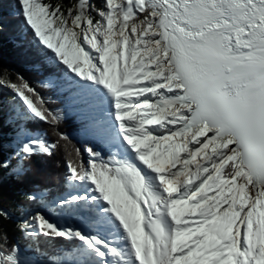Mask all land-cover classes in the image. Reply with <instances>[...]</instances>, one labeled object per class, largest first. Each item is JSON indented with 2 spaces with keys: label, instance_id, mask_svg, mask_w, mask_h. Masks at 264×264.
Listing matches in <instances>:
<instances>
[{
  "label": "snow or ice",
  "instance_id": "obj_1",
  "mask_svg": "<svg viewBox=\"0 0 264 264\" xmlns=\"http://www.w3.org/2000/svg\"><path fill=\"white\" fill-rule=\"evenodd\" d=\"M17 2L92 141L86 161L79 148L66 161L67 194L25 221L28 238L64 240L70 264H264V0ZM18 79L0 83L25 123L57 126ZM58 143L22 141L15 175ZM6 244L0 264H31Z\"/></svg>",
  "mask_w": 264,
  "mask_h": 264
},
{
  "label": "trees",
  "instance_id": "obj_2",
  "mask_svg": "<svg viewBox=\"0 0 264 264\" xmlns=\"http://www.w3.org/2000/svg\"><path fill=\"white\" fill-rule=\"evenodd\" d=\"M97 1L93 3L98 8ZM44 2L72 6L75 0ZM63 67L53 66L47 54L32 39V33L25 28L24 20L19 15L17 0H0V81L19 85L21 81L18 76H22L50 101L48 107L58 110L63 117L55 127L38 120L25 123L24 117H16V109L22 112L20 101L10 88L0 83V161L10 165L0 168V210L8 214L7 218L0 217V243L6 238L7 249L15 245L43 263H56L66 256L71 257L73 249L62 239L50 240L43 236L39 239L28 238L30 229L22 227L25 224L24 216L40 209L43 203L67 194L71 185L66 181V161L77 159V148L86 161L84 147L92 143L85 136L87 117L70 85L63 79ZM52 77L57 81L54 89L39 85L40 81ZM21 127L30 130L31 134H45L50 143H59L51 157L41 154L24 160L25 174L17 176L14 171L18 165L16 135ZM59 133H64L69 139H60ZM30 195L35 199L30 201Z\"/></svg>",
  "mask_w": 264,
  "mask_h": 264
},
{
  "label": "rangeland",
  "instance_id": "obj_3",
  "mask_svg": "<svg viewBox=\"0 0 264 264\" xmlns=\"http://www.w3.org/2000/svg\"><path fill=\"white\" fill-rule=\"evenodd\" d=\"M92 2H95V0H92ZM97 2L99 4L98 8H100L102 6L103 0H98ZM39 85L42 86V87H45L47 89H54L57 86V81H56V78L55 77H52L50 79H47V80H44V81H40ZM16 110H17L16 117L23 118L24 117L23 116V112H21L19 109H16ZM21 129H24V128L21 127ZM21 129H20V131L16 135V143L18 145V148H19V146H20V144H21L22 141H25L27 139H30V138L36 137V136H45V134L39 133V132H36L34 134L29 133L27 136H25V135H22L21 134ZM86 158H87V156H86ZM53 201H55V200H53ZM53 201H51L49 203H43L42 204V207L40 209H38L37 211H42V212H45L47 214L48 209H49V207H50V205L52 204ZM177 211H178V214H179L182 211V209H178ZM35 212H33V213H27L24 216L25 221L28 220L31 217V215H33ZM18 249H19V255H20L21 259L24 260V261H30L31 264H56V263H43V262H40L34 256H30L28 254L27 250H22L19 247H18ZM59 261H63L64 264H70L71 257L66 256L65 258H63L62 260H59Z\"/></svg>",
  "mask_w": 264,
  "mask_h": 264
}]
</instances>
